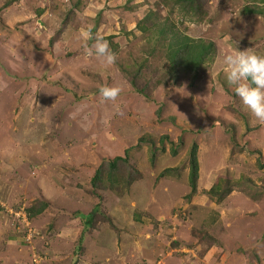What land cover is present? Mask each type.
Instances as JSON below:
<instances>
[{"label": "rangeland", "instance_id": "374dc122", "mask_svg": "<svg viewBox=\"0 0 264 264\" xmlns=\"http://www.w3.org/2000/svg\"><path fill=\"white\" fill-rule=\"evenodd\" d=\"M199 2L0 0V264H264V122L222 71L236 45L264 54L245 12L264 3ZM89 29L114 64L84 54ZM173 32L217 47L194 87L168 73Z\"/></svg>", "mask_w": 264, "mask_h": 264}, {"label": "clouds", "instance_id": "9594fccd", "mask_svg": "<svg viewBox=\"0 0 264 264\" xmlns=\"http://www.w3.org/2000/svg\"><path fill=\"white\" fill-rule=\"evenodd\" d=\"M82 47L85 55L95 57L104 66L116 61V54L111 50L103 36L91 35V29L81 33ZM91 40V44L88 41ZM223 74L226 83L246 107L252 117L264 122V54L248 49L234 51L223 55ZM99 95L102 102L115 101L122 89L118 86H101ZM118 111V109H117Z\"/></svg>", "mask_w": 264, "mask_h": 264}, {"label": "trees", "instance_id": "16d2710c", "mask_svg": "<svg viewBox=\"0 0 264 264\" xmlns=\"http://www.w3.org/2000/svg\"><path fill=\"white\" fill-rule=\"evenodd\" d=\"M177 4L181 6V9L188 13L194 15H199L200 0H174ZM260 3H264V0H258ZM246 13H253L264 15V9H246ZM163 32V31H162ZM170 36L176 37L173 42H169L166 47V57L169 62V75L174 79H179L180 75L191 76V86L194 87L196 82L200 79V75L205 70L203 69L207 64L212 63L216 56L217 47L213 42H206L199 39H191L186 35H178L173 32ZM166 41V39H165ZM175 153V152H174ZM119 161H126V158L116 157L112 162H110V180H116L115 169H117V163ZM261 166L263 165L260 163ZM189 182L191 186V193L188 198H191L197 193V181L199 178V160H198V147L194 144L190 151L189 159ZM173 169H166L161 174L160 177L167 176ZM100 175L98 170L96 178ZM130 183L128 184V186ZM220 188L214 186L209 190L210 195L218 196V191ZM226 194V193H225ZM226 195L222 193L220 195L219 201H222ZM97 210V209H96ZM95 211L90 213V216L86 217L85 224H91L94 217ZM31 211V210H30ZM40 211H38L39 213Z\"/></svg>", "mask_w": 264, "mask_h": 264}]
</instances>
